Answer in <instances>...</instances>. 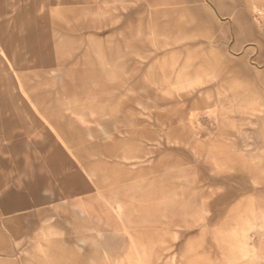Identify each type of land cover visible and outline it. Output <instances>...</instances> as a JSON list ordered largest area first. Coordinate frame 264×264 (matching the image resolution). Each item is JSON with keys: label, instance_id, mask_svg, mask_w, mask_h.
<instances>
[{"label": "rangeland", "instance_id": "1", "mask_svg": "<svg viewBox=\"0 0 264 264\" xmlns=\"http://www.w3.org/2000/svg\"><path fill=\"white\" fill-rule=\"evenodd\" d=\"M0 264H264V0H0Z\"/></svg>", "mask_w": 264, "mask_h": 264}, {"label": "bare ground", "instance_id": "2", "mask_svg": "<svg viewBox=\"0 0 264 264\" xmlns=\"http://www.w3.org/2000/svg\"><path fill=\"white\" fill-rule=\"evenodd\" d=\"M258 7V6H257ZM17 100V98H15ZM14 101V100H13ZM18 101V100H17Z\"/></svg>", "mask_w": 264, "mask_h": 264}]
</instances>
